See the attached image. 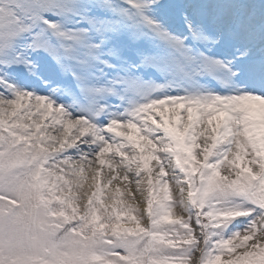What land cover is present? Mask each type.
Listing matches in <instances>:
<instances>
[{
  "label": "snow or ice",
  "instance_id": "snow-or-ice-1",
  "mask_svg": "<svg viewBox=\"0 0 264 264\" xmlns=\"http://www.w3.org/2000/svg\"><path fill=\"white\" fill-rule=\"evenodd\" d=\"M0 264H264V0H0Z\"/></svg>",
  "mask_w": 264,
  "mask_h": 264
},
{
  "label": "bare ground",
  "instance_id": "bare-ground-1",
  "mask_svg": "<svg viewBox=\"0 0 264 264\" xmlns=\"http://www.w3.org/2000/svg\"><path fill=\"white\" fill-rule=\"evenodd\" d=\"M111 189H105V192L110 191Z\"/></svg>",
  "mask_w": 264,
  "mask_h": 264
}]
</instances>
